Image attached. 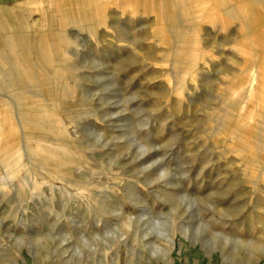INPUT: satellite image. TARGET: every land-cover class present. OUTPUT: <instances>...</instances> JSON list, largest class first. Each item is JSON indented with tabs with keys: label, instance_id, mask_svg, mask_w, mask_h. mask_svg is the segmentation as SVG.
<instances>
[{
	"label": "rangeland",
	"instance_id": "obj_1",
	"mask_svg": "<svg viewBox=\"0 0 264 264\" xmlns=\"http://www.w3.org/2000/svg\"><path fill=\"white\" fill-rule=\"evenodd\" d=\"M263 55L259 0H0V264H264Z\"/></svg>",
	"mask_w": 264,
	"mask_h": 264
},
{
	"label": "bare ground",
	"instance_id": "obj_2",
	"mask_svg": "<svg viewBox=\"0 0 264 264\" xmlns=\"http://www.w3.org/2000/svg\"><path fill=\"white\" fill-rule=\"evenodd\" d=\"M264 56V55H263ZM263 59V62H264V57L262 58ZM259 70V69H258ZM258 70H255L254 72H255V74L254 75H256V76H254L253 75V77H254V79H255V77H259V78H261V79H263L264 80V69L263 68H260V71H258ZM259 73H258V72ZM253 80V78L250 80L252 83L254 82V81H252ZM252 88H254V90L255 89H257V87L255 86V85H253V87ZM260 89H263L264 90V85H260ZM252 92V91H251ZM255 92V91H254ZM254 92H252V94L251 95H253V93ZM254 95H256V93H254ZM259 95V94H258ZM263 96V99H264V95H262ZM257 100L258 101H260V97L258 96L257 97ZM264 101V100H263Z\"/></svg>",
	"mask_w": 264,
	"mask_h": 264
},
{
	"label": "crops",
	"instance_id": "obj_3",
	"mask_svg": "<svg viewBox=\"0 0 264 264\" xmlns=\"http://www.w3.org/2000/svg\"><path fill=\"white\" fill-rule=\"evenodd\" d=\"M259 2H261L262 4H264V2H263V1H261V0H259Z\"/></svg>",
	"mask_w": 264,
	"mask_h": 264
}]
</instances>
